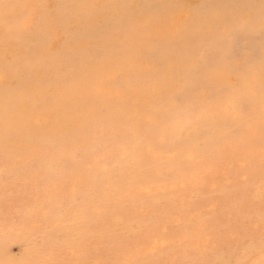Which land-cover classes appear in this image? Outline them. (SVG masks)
I'll use <instances>...</instances> for the list:
<instances>
[{
	"label": "rangeland",
	"instance_id": "1",
	"mask_svg": "<svg viewBox=\"0 0 264 264\" xmlns=\"http://www.w3.org/2000/svg\"><path fill=\"white\" fill-rule=\"evenodd\" d=\"M0 103V264L260 259L264 0H0Z\"/></svg>",
	"mask_w": 264,
	"mask_h": 264
},
{
	"label": "bare ground",
	"instance_id": "2",
	"mask_svg": "<svg viewBox=\"0 0 264 264\" xmlns=\"http://www.w3.org/2000/svg\"><path fill=\"white\" fill-rule=\"evenodd\" d=\"M106 64H107V63H106ZM159 82H160V81H159ZM91 85H92V84H91ZM99 85H100V84H99ZM99 85H98V86H99ZM90 87H91V86H90ZM99 87L101 88V86H99ZM78 88H79V87H78ZM88 88H89V87H88ZM88 88H87V89H88ZM100 88H99V89H100ZM59 89H60V88H59ZM66 89H67V88H66ZM73 89H75V88H73ZM159 89H160V88H158V90H159ZM155 90H157V89H155ZM166 90H167V89H166ZM17 91H18V90H17ZM63 91H64V90H63ZM84 91H85V90H84ZM103 91H104V90H103ZM108 91H109V90H108ZM147 91H148V90H147ZM57 92H58V91H57ZM81 92H82V91H81ZM106 92H107V91H106ZM157 92H158V91H157ZM73 93H74V92H73ZM102 93H103V92H102ZM129 93H130V92H129ZM155 93H156V91H155ZM155 93H154V94H155ZM12 94H13V92H12ZM100 94H101V93H100ZM105 94H106V93H105ZM110 94H111V93H110ZM116 94H118V93H116ZM10 95H11V94H10ZM63 95H64V94H63ZM149 95H150V94H149ZM94 96H95V95H94ZM139 96H140V95H139ZM74 97H75V96H74ZM90 97H91V96H90ZM117 97H119V96H117ZM143 97H146V96H143ZM152 97H153V96H152ZM7 98H8V96H7ZM78 98H80V97H78ZM150 98H151V97H150ZM154 98H155V97H154ZM3 99H4V98H3ZM10 99H11V98H10ZM100 99H101V98H100ZM5 100H7V99H5ZM73 100H74V99H73ZM76 100H78V99H76ZM145 100H146V99H144V102H145ZM150 100H151V99H150ZM7 101H8V100H7ZM153 101H154V100H153ZM43 102H44V101H43ZM149 102H151V101H149ZM6 103H7V102H6ZM8 103H9V101H8ZM0 104L2 105V103H0ZM21 104H22V102H21ZM24 104H25V102H24ZM103 104H105V103L103 102ZM152 104H153V103H152ZM27 105H28V104H27ZM135 105H137V104L135 103ZM3 106H4V105H3ZM3 106H2V107H3ZM18 106H19V104H18ZM20 107H21V106H20ZM24 107L26 108L27 106H24ZM63 107H64V106H63ZM101 107H102V105H101ZM106 107H107V106H106ZM109 107H110V106H109ZM130 107H131V106H130ZM132 107H133V106H132ZM136 107H137V106H136ZM25 108H24V109H25ZM34 108H35V107H34ZM104 108H105V107H104ZM104 108H103V109H104ZM58 109H59V108H58ZM129 109H130V108H129ZM100 110H101V109H100ZM100 110H99V111H100ZM110 110H111V109H110ZM137 110H138V109H137ZM137 110H136V111H137ZM36 111H37V110H36ZM85 111H86V110H85ZM95 111H96V110H95ZM114 111H115V110H114ZM21 112H22V111H21ZM90 112H91V111H90ZM100 112H103V111H100ZM130 112H131V111H130ZM133 112H134V111H133ZM137 112H138V111H137ZM16 113H18V112H16ZM70 113H71V112H70ZM72 113H73V112H72ZM86 113H87V112H86ZM98 113H99V112H98ZM104 113H105V112H104ZM153 113H154V112H153ZM1 114H2V113H1ZM42 114H43V113H42ZM94 114H97V113H94ZM133 114H135V113H132V115H133ZM136 114H137V113H136ZM141 114H142V113H141ZM143 114H144V113H143ZM12 115H13V113H12ZM14 115H15V114H14ZM43 115L45 116V114H43ZM83 115H84V114H83ZM91 115H92V114H91ZM139 115H140V114H139ZM151 115H152V114H151ZM44 116H43V117H44ZM101 116H102V115H101ZM152 116H153V115H152ZM47 117H48V116H47ZM49 117H50V116H49ZM71 117L74 118V116H71ZM89 117H90V116H89ZM94 117H95V116H94ZM129 117H130V116H129ZM140 117H141V116H140ZM142 117H143V116H142ZM44 118L46 119V117H44ZM106 118H107V117H106ZM134 118H135V117H134ZM137 118H138V117H137ZM47 119H48V118H47ZM69 119H70V118H69ZM69 119H68V120H69ZM135 119H136V118H135ZM144 119H145V118H144ZM97 120H98V119H97ZM175 120H176V119H175ZM175 120H174V123H175ZM63 121H64V120H63ZM132 121H133V120H132ZM148 121H149V120H148ZM167 121H168V120H167ZM66 122H67V121H66ZM99 122H100V121H99ZM56 123H57V122H56ZM63 123H64V122H63ZM70 123H71V122H70ZM145 123H147V122L145 121ZM148 123H149V122H148ZM152 123H153V122H152ZM152 123H149V124H152ZM158 123H159V122H158ZM97 124H98V123H97ZM175 124H176V123H175ZM182 124H183V123H182ZM65 125H66V124H65ZM63 126H64V125H63ZM66 126H67V125H66ZM70 126H71V124H70ZM82 126H83V125H82ZM128 126H129V124H128ZM131 126H132V125H131ZM136 126H137V125H136ZM170 126H171V125H170ZM175 126H176V125H175ZM64 127H65V126H64ZM64 127H63V128H64ZM100 127H101V126H100ZM133 127H135V126H133ZM162 127H163V126H162ZM63 128H62V129H63ZM86 128H87V127H86ZM96 128H97V127H96ZM114 128H115V127H114ZM129 128H130V127H129ZM182 128H183V127H182ZM98 129H99V128H98ZM102 129H104V128H102ZM113 130H114V129H113ZM135 130H136V129H135ZM164 130H165V129H164ZM164 130H163V131H164ZM175 130H176V129H175ZM181 130H182V129H181ZM56 131H57V129H56ZM63 131H64V129H63ZM70 131L72 132V130H70ZM114 131H115V130H114ZM139 131L141 132V130H139ZM176 131H178V130H176ZM250 131H251V130H250ZM43 132H44V131H43ZM45 132H47V131H45ZM54 132H55V131H54ZM81 132H82V131H81ZM85 132H86V131H85ZM88 132H89V131H88ZM98 132H100V131L98 130ZM103 132H104V131H103ZM109 132H110V131H109ZM158 132H159V131H158ZM5 133H6V132H5ZM100 133H102V132H100ZM135 133H138V129H137V132H135ZM144 133H145V132H144ZM150 133H151V132H150ZM163 133H164V132H163ZM173 133H174V135H176V134H175L176 132L173 131ZM0 134H2V133H0ZM66 134H67V133H66ZM97 134H98V133H97ZM108 134H109V133H108ZM116 134H117V133H116ZM116 134H115V135H116ZM146 134H147V133H146ZM153 134H155V133L153 132ZM153 134H151V135H153ZM42 135H44V134H42ZM53 135H54V134H53ZM62 135H63V134H62ZM94 135H95V134H94ZM99 135H100V134H99ZM117 135H118V134H117ZM120 135H121V134H120ZM120 135H119V136H120ZM134 135H136V134H134ZM138 135H139V133H138ZM142 135H143V134H142ZM142 135H141V137H142ZM149 135H150V134H149ZM174 135H172V136H174ZM66 136H67V135H66ZM88 136H89V135H88ZM128 136H129V135H128ZM155 136H156V135H154V137H155ZM11 137H12V136H11ZM13 137H14V136H13ZM91 137H92V135L89 136V138H91ZM95 137H96V136H95ZM111 137H112V136H111ZM116 137H117V136H116ZM134 137H135V136H134ZM134 137H133V138H134ZM138 137H139V136H138ZM0 138L3 139V137H1V136H0ZM40 138H41V137H40ZM83 138H84V137H83ZM96 138H97V137H96ZM118 138H119V137H118ZM118 138H117V139H118ZM155 138H156V137H155ZM10 139H12V138H10ZM31 139H33V138H31ZM49 139H50V138H49ZM92 139H93V138H92ZM92 139H91V141H92ZM112 139H113V138H112ZM137 139H138V138H136V140H137ZM145 139L148 140L147 138H144V141H145ZM160 139H161V138H160ZM59 140H60V139H59ZM66 140H67V139H66ZM76 140H78V139H76ZM79 140H80V139H79ZM79 140H78V141H79ZM85 140H87V139H85ZM99 140H100V139H99ZM122 140L125 141L124 139H122ZM142 140H143V139H142ZM158 140H159V139H158ZM163 140H164V139H163ZM2 141H3V140H2ZM42 141H43V140H42ZM116 141H117V140H116ZM134 141H135V140H134ZM134 141H133V142H134ZM19 142H20V141H19ZM28 142H29V141H28ZM30 142H31V141H30ZM39 142H40V141H39ZM69 142H70V141H69ZM71 142H72V141H71ZM85 142H87V141H85ZM92 142H93V141H92ZM94 142H95V141H94ZM97 142H98V140H97ZM110 142H111V141H110ZM119 142H120V140H119ZM147 142H148V141H147ZM162 142H163V141H162ZM7 143H8V142H7ZM17 143H18V142H17ZM17 143H16V144H17ZM21 143H22V142H21ZM61 143H62V142H61ZM83 143H84V142H83ZM88 143H89V142H88ZM120 143H121V142H120ZM142 143H143V142H142ZM155 143H156V142H155ZM43 144H44V142H43ZM54 144H55V143H54ZM102 144H103V143H102ZM123 144H125V142H124ZM151 144H152V143H151ZM163 144H164V143H163ZM163 144H162V146H163ZM247 144H248V143H247ZM36 145L38 146L39 144H36ZM72 145H73V144H72ZM75 145H76V144H75ZM90 145H91V144H90ZM115 145H116V144H115ZM121 145H122V144H121ZM9 146H10V144H9ZM21 146H22V145H21ZM23 146H24V145H23ZM27 146H28V143H27ZM56 146H57V145H56ZM58 146H59V145H58ZM95 146H96V145H95ZM134 146H135V145H134ZM152 146H153V145H152ZM152 146H151V148H152ZM13 147H14V146H13ZM16 147H17V146H16ZM40 147H41V146H40ZM73 147H74V146H73ZM121 147H122V146H121ZM156 147H157V145H156ZM159 147H160V146H159ZM239 147H240V146H238V148H239ZM46 148H47V147H46ZM75 148H76V147H75ZM75 148H73V149H75ZM77 148H79V147H77ZM84 148H87V147L85 146ZM89 148H90V147H89ZM115 148H116V147H115ZM122 148H123V147H122ZM122 148H121V149H122ZM138 148H139V147H138ZM240 148H241V147H240ZM91 149H94V148H91ZM123 149H124V148H123ZM125 149H126V148H125ZM128 149H129V148H128ZM154 149H155V148H154ZM43 150H45V149H43ZM99 150H100V149H99ZM109 150H110V149H109ZM114 150H115V149H114ZM119 150H120V149H119ZM132 150H133V149H132ZM212 150H213V149H212ZM55 151H56V150H55ZM60 151H61V149H60ZM65 151H66V150H65ZM65 151H64V152H65ZM70 151H71V150H70ZM70 151H69V152H70ZM219 151H220V150H219ZM235 151H236V150H235ZM48 152H49V150H48ZM91 152H93V150H92ZM103 152H104V151H103ZM124 152L127 153V151H124ZM228 152H230V151H228ZM34 153H35V152H34ZM44 153H45V152H44ZM46 153H47V152H46ZM52 153H54V152H52ZM65 153H66V152H65ZM107 153H108V152H107ZM231 153H233V152H232V149H231ZM235 153H236V152H235ZM86 154H87V153H86ZM127 154H128V153H127ZM206 154H207V153H206ZM16 155H18V154L16 153ZM16 155H14V156H16ZM40 155H41V154H40ZM49 155H51V154H49ZM49 155H48V156H49ZM97 155H98V154H97ZM107 155H109V154H107ZM123 155H124V154H123ZM218 155H219V154H218ZM45 156H46V155H45ZM90 156H92V155H90ZM94 156H95V155H94ZM109 156H110V155H109ZM112 156H113V155H112ZM140 156H141V155H140ZM231 156H232V155H231ZM11 157H13V156H11ZM19 157H20V156H19ZM46 157H47V156H46ZM49 157H51V156H49ZM52 157H53V155H52ZM57 157H58V156H57ZM92 157H93V156H92ZM107 157H108V156H107ZM123 157H124V156H123ZM132 157H133V156H132ZM132 157H131V158H132ZM148 157H149V155H148ZM205 157H206V156H205ZM214 157H215V156H214ZM214 157H213V159H214ZM224 157H225V156H224ZM68 158H69V156L67 157V159H68ZM120 158H121V157H120ZM129 158H130V157H129ZM137 158H138V157H137ZM139 158H140V157H139ZM144 158H145V157H144ZM195 158H196V157H195ZM222 158H223V157H222ZM43 159H44V158H43ZM69 159H70V158H69ZM82 159H83V158H82ZM87 159H88V157H87ZM99 159H100V157H99ZM123 159H124V158H123ZM193 159H194V158H193ZM213 159H211V160H213ZM218 159H219V158H218ZM218 159H217V160H218ZM223 159H224V158H223ZM57 160H58V159H57ZM89 160H90V159H89ZM132 160H133V158H132ZM132 160H131V161H132ZM135 160H136V158H135ZM140 160H141V159H140ZM149 160H150V159H149ZM162 160H163V159H162ZM209 160H210V159H209ZM27 161H28V160H27ZM46 161H47V159H46ZM119 161H120V160H119ZM136 161H138V160H136ZM157 161H158V160H157ZM191 161H193V160H191ZM191 161H190V162H191ZM196 161H197V160H196ZM224 161H225V160H224ZM44 162H45V161H44ZM72 162H73V161H72ZM94 162H95V158H94ZM102 162H103V161H102ZM151 162H152V161H151ZM168 162H169V161H168ZM172 162H173V161H172ZM179 162H180V161H179ZM214 162H215V161H214ZM221 162H222V161H221ZM164 163H166V162H164ZM180 163H181V162H180ZM186 163H187V162H186ZM199 163H200V162H199ZM228 163H229V161H228ZM230 163H231V162H230ZM14 164H15V163H14ZM27 164H28V163H27ZM51 164H53V163H51ZM106 164H107V163H106ZM166 164H167V163H166ZM196 164H197V162H196ZM15 165H16V164H15ZM46 165H47V164H46ZM46 165H45V166H46ZM48 165H49V164H48ZM134 165L136 166V164H134ZM226 165H227V164H226ZM50 166H51V165H50ZM52 166H53V165H52ZM82 166H83V165H82ZM106 166H107V165H106ZM106 166H105V167H106ZM179 166H180V165H179ZM13 167H15V166H13ZM46 167H47V166H46ZM105 167H104V168H105ZM150 167H151V166H150ZM150 167H149V168H150ZM190 167H191V166H190ZM23 168H24V167H23ZM100 168H102V167H100ZM151 168H152V167H151ZM172 168H173V167H172ZM192 168H193V167H192ZM41 169H42V168H41ZM54 169H56V168H54ZM54 169H53V170H54ZM82 169H83V168H82ZM102 169H103V168H102ZM134 169H135V168H134ZM136 169H138V172H139V169H140V168H136ZM237 169H238V168H237ZM38 170H39V169H38ZM42 170H43V169H42ZM45 170H46V169H45ZM97 170L99 171L98 168H97ZM143 170H144V169H143ZM145 170H146V168H145ZM145 170H144V171H145ZM175 170H176V169H175ZM182 170H183V169H182ZM182 170H181V171H182ZM185 170H186V168H185ZM227 170H228V169H227ZM20 171H21V170H20ZM49 171H50V169H49ZM57 171H58V170H57ZM100 171H102V170H100ZM173 171H174V170H173ZM177 171H178V169H177ZM177 171H175V172H177ZM33 172H34V170H33ZM178 172H179V171H178ZM36 173H37V172H36ZM36 173H35V174H36ZM48 173H49V172H48ZM54 173H55V172H54ZM141 173H142V170H141ZM141 173H140V174H141ZM144 173H145V172H144ZM147 173H148V172H147ZM179 173H180V172H179ZM38 174H39V173H38ZM51 174H52V172H51ZM96 174H97V172H96ZM98 174H99V172H98ZM137 174H138V173H137ZM140 174H139V175H140ZM180 174H181V173H180ZM185 174H186V173H185ZM226 174H227V173H226ZM24 175H25V174H24ZM42 175H43V173H42ZM49 175H50V174H49ZM57 175H58V173H57ZM63 175H64V174H63ZM85 175H86V174H85ZM146 175H147V174H146ZM174 175H175V174H174ZM174 175H173V176H174ZM176 175H177V174H176ZM176 175H175V176H176ZM178 175H179V174H178ZM178 175H177V176H178ZM34 176H36V175H34ZM61 176H62V175H61ZM81 176H82V175H81ZM81 176H80V177H81ZM141 176H142V175H141ZM141 176H139V178H140ZM144 176H145V175H144ZM26 177H27V176H26ZM31 177H32V176H31ZM45 177H46V176H45ZM75 177H76V176H75ZM145 177H146V176H145ZM18 178H19V177H18ZM20 178H21V177H20ZM20 178H19V179H20ZM32 178H33V177H32ZM34 178H35V177H34ZM37 178H38V177H37ZM42 178H43V177H42ZM60 178H61V177H60ZM65 178H66V177H65ZM71 178H72V177H71ZM84 178H85V177H84ZM95 178H96V176H95ZM141 178H142V177H141ZM141 178H140V181H142ZM28 179H29V178H28ZM45 179H46V178H45ZM67 179H68V177H67ZM93 179H94V178H93ZM20 180H21V179H20ZM30 180H31V179H30ZM48 180H50V179H48ZM34 181H35V179H34ZM45 181H46V180H45ZM53 181H54V180H53ZM61 181H63V180H61ZM254 181H255V180H254ZM28 182H29V181H28ZM55 182H56V181H55ZM55 182H53V183H55ZM89 182H90V181H89ZM96 182H97V181H96ZM4 183H6V182H4ZM10 183H11V181H10ZM10 183H9V184H10ZM16 183H17V182H16ZM69 183H70V182H69ZM256 183H257V182H256ZM7 184H8V183H7ZM17 184H18V183H17ZM20 184H21V183H20ZM29 184H30V183H29ZM34 184H35V183H34ZM44 184H45V183H44ZM48 184H49V182H48ZM75 184H76V183H75ZM77 184H78V183H77ZM84 184H85V182H84ZM88 184H90V183H88ZM88 184H85V185H88ZM93 184H94V183H93ZM115 184H117V183H115ZM121 184H122V183H121ZM11 185H13V183H12ZM27 185H28V184H27ZM27 185H26V186H27ZM36 185H37V184H35V186H36ZM49 185H52V183L49 184ZM112 185H113V184H112ZM119 185H120V184H119ZM254 185H255V184H254ZM9 186H10V185H9ZM21 186H22V185H21ZM39 186H40V184H39ZM39 186H38V187H39ZM72 186H73V185H72ZM89 186H90V185H89ZM250 186H251V185H250ZM5 187H8V186H5ZM54 187H55V185H54ZM92 187H93V186H92ZM117 187H118V186H117ZM120 187H121V185H120ZM120 187H119V188H120ZM25 188H27V187H25ZM72 188H73V187H72ZM78 188H79V186H78ZM85 188H86V187L84 186L83 189H85ZM87 188H90V187H87ZM106 188H107V187H106ZM30 189H31V188H30ZM32 189H33V188H32ZM54 189H55V188H54ZM57 189H61V188H58V187H57ZM57 189H56V190H57ZM75 189H77L76 186H75ZM100 189H101V188H100ZM104 189H105V188H104ZM231 189H232V188H231ZM1 190H2V189H1ZM1 190H0V191H1ZM3 190H4V189H3ZM24 190H25V189H24ZM50 190H51V189H50ZM52 190H53V188H52ZM73 190H74V189H73ZM86 190H87V189H86ZM92 190H93V189H92ZM110 190H111V189H110ZM119 190H120V189H119ZM119 190H118V191H119ZM123 190H124V189H123ZM15 191H16V190H15ZM27 191H28V190H27ZM32 191H33V193L35 192L34 189H33ZM36 191H37V190H36ZM41 191H42V190H41ZM43 191H44V190H43ZM61 191H62V190H61ZM81 191H83V190H81ZM87 191H88V190H87ZM87 191H85V192H87ZM98 191H99V190H98ZM98 191H97V192H98ZM118 191H117V192H118ZM204 191H205V190H204ZM206 191H207V190H206ZM222 191H223V190H222ZM224 191H225V189H224ZM2 192H3V191H2ZM5 192H7V191H5ZM22 192H24V191L22 190ZM52 192H53V191H52ZM55 192H56V191H55ZM73 192H74V191H73ZM97 192H96V194H97ZM108 192H109V191H108ZM228 192H229V191H228ZM230 192H231V190H230ZM232 192H233V191H232ZM247 192H249V191H247ZM0 193H1V192H0ZM58 193H60V192H58ZM58 193H57V194H58ZM83 193H84V192H83ZM104 193H105V191H104ZM104 193H103V194H104ZM121 193H123V192H121ZM125 193H126V192H125ZM170 193H172V192L170 191ZM190 193H191V192H190ZM257 193H258V192H257ZM6 194H7V193H6ZM22 194H23V193H22ZM27 194H28V193H26V197L28 196ZM55 194H56V193H55ZM103 194H102V195H103ZM107 194H108V193H107ZM119 194H120V193H119ZM132 194H133V193H132ZM2 195H3V194H2ZM20 195H21V194H20ZM32 195H33V194H32ZM52 195H54V194H51V196H52ZM67 195H68V194H67ZM70 195H71V194H70ZM112 195H113V194H111V196H112ZM129 195H130V194H129ZM129 195H128V196H129ZM133 195H134V194H133ZM166 195H167V194H166ZM210 195L212 196V194H210ZM250 195H251V194H250ZM0 196H1V195H0ZM29 196H30V195H29ZM54 196H55V195H54ZM71 196H72V195H71ZM91 196H92V195H91ZM121 196H122V195H121ZM170 196H171V195H170ZM213 196H215V195H213ZM223 196H225V194H224ZM10 197H11V196H10ZM24 197H25V196H23V198H24ZM32 197H33V196H32ZM63 197H64V196H63ZM65 197H66V196H65ZM114 197H115V196H114ZM129 197H130V196H129ZM184 197H185V196H184ZM253 197H254V196H253ZM260 197H261V195H260ZM13 198H14V197H13ZM41 198H42V197H41ZM60 198H62V197H60ZM67 198H69V197H67ZM86 198H87V197H86ZM91 198H92V197H91ZM103 198H105V197H103ZM103 198H102V199H103ZM108 198H109V197H108ZM110 198H111V197H110ZM133 198H134V197H133ZM206 198H208V197L206 196ZM221 198H222V197H221ZM9 199H10V198H9ZM19 199H20V198H19ZM24 199H25V198H24ZM39 199H40V198H39ZM57 199H58V198H57ZM83 199H84V198H83ZM134 199H136V198H134ZM172 199H173V198H172ZM223 199H224V198H223ZM33 200H34V199H33ZM41 200H43V199H41ZM108 200H109V199H108ZM112 200H113V197H112ZM146 200H148V199H146ZM17 201H18V200H17ZM22 201H23V200H22ZM36 201H37V200H36ZM135 201H136V200H135ZM135 201H134V202H135ZM159 201H160V200H159ZM226 201H227V200H226ZM228 201H230V200H228ZM13 202H14V201H13ZM27 202H28V200H27ZM41 202H42V201H41ZM142 202H143V201H142ZM146 202H147V201H146ZM170 202H172V201H170ZM0 203H1V202H0ZM7 203H8V201H7ZM7 203H6V204H7ZM11 203H12V202H11ZM150 203H151V202H150ZM150 203H149V204H150ZM173 203H174V202H173ZM25 204H27V203H25ZM42 204H43V203H42ZM89 204H90V203H89ZM99 204H100V203H99ZM112 204H113V203H112ZM137 204H139V203H137ZM144 204H145V203H144ZM156 204H159V203H156ZM170 204H172V203H170ZM170 204H167V205H170ZM194 204H195V201H194ZM223 204H224V202H223ZM227 204H228V203H227ZM230 204H231V203H229V205H230ZM2 205H3V204H2ZM8 205H9V204H8ZM8 205H7V206H8ZM34 205H35V204H34ZM105 205H106V204H105ZM126 205H127V204H126ZM147 205H148V204H147ZM196 205H197V204H196ZM224 205H225V204H224ZM12 206H13V205H12ZM87 206H88V204H87ZM87 206H86V207H87ZM91 206H92V205H91ZM96 206H98V205H96ZM149 206H150V205H149ZM160 206H161V205H160ZM174 206H175V205H174ZM102 207H104V206H102ZM105 207H107V205H106ZM152 207L154 208V206H152ZM158 207H159V206H158ZM170 207H171V206H170ZM170 207H169V208H170ZM198 207H199V206H198ZM225 207H226V206H225ZM3 208H4V207H3ZM3 208H2V209H3ZM24 208H25V207H24ZM24 208H23V209H24ZM93 208H94V205H93ZM150 208H151V207H150ZM156 208H157V206H156ZM218 208H219V207H218ZM19 209H20V208H19ZM25 209H26V208H25ZM36 209H38V208H36ZM91 209H92V208H91ZM94 209H96V208H94ZM94 209H92V210L94 211ZM119 209H120V208H119ZM151 209H152V208H151ZM154 209H155V208H154ZM160 209H161V208H160ZM9 210H10V207H9ZM27 210H28V209H27ZM38 210H39V209H38ZM169 210H170V209H169ZM215 210H217V209H215ZM2 211H3V210H2ZM33 211H34V210H33ZM116 211H117V210H116ZM157 211H158V210H157ZM0 212H1V211H0ZM35 212H36V211H35ZM82 212H83V211H82ZM106 212H107V211H106ZM111 212H113V211L111 210ZM216 212H217V211H216ZM9 213H10V212H9ZM22 213H23V212H22ZM25 213H26V212H25ZM37 213H38V212H37ZM39 213H40V212H39ZM85 213H86V212H85ZM88 213H89V212H88ZM92 213H93V212H92ZM94 213H96V212H94ZM107 213H108V212H107ZM109 213H110V212H109ZM121 213H122V212H121ZM130 213H131V212H130ZM28 214H29V212H28ZM97 214H98V213H97ZM99 214H100V213H99ZM102 214H103V213H102ZM105 214H106V213H105ZM144 214H145V213H144ZM155 214H156V213H155ZM204 214H205V213H204ZM5 215H6V214H4V216H5ZM31 215H32V214H31ZM82 215H83V214H82ZM107 215H108V214H107ZM118 215H120V214H118ZM124 215H125V214H124ZM167 215H168V214H167ZM167 215H166V216H167ZM199 215H200V214H199ZM224 215H225V214H224ZM33 216H34V215H33ZM33 216H32V217H33ZM36 216H37V215H36ZM41 216H42V215H41ZM87 216H88V214H87ZM111 216H113V215H111ZM122 216H123V215H122ZM196 216H197V215H196ZM8 217H9V216H8ZM28 217H29V216H28ZM34 217H35V216H34ZM82 217H83V216H82ZM105 217H106V216H105ZM114 217H115V216H114ZM161 217H162V216H161ZM190 217H191V215H190ZM205 217H206V216H204V218H205ZM207 217H208V216H207ZM4 218H5V217H4ZM6 218H7V217H6ZM25 218H26V217H25ZM126 218H127V217H126ZM142 218H144V217H142ZM198 218H199V217H198ZM13 219H14V218H13ZM19 219H20V218H19ZM33 219H34V218H33ZM82 219H83V218H82ZM86 219H87V218H86ZM104 219H105V218H104ZM104 219H103V222H104ZM110 219H111V218H110ZM114 219H115V218H114ZM161 219H162V218H161ZM167 219H168V218H167ZM199 219H202V218H199ZM199 219H197V220H199ZM2 220H3V219H2ZM6 220H7V219H6ZM28 220H29V218H28ZM34 220H35V219H34ZM34 220H33V221H34ZM88 220H89V217H88ZM137 220H138V219H137ZM146 220H148V219H146ZM163 220H164V219H163ZM0 221H1V220H0ZM8 221H9V220H8ZM10 221H11V220H10ZM101 221H102V220H101ZM150 221H151V220H150ZM166 221H167V220H166ZM189 221H190V220H189ZM191 221H192V220H191ZM193 221H194V220H193ZM21 222H22V221H21ZM28 222H29V221H28ZM34 222H35V221H34ZM85 222H86V221H85ZM93 222H94V220H93ZM93 222H92V223H93ZM105 222H106V221H105ZM146 222H147V221H146ZM187 222H188V221H187ZM187 222H186V223H187ZM195 222H196V221H195ZM224 222H225V221H224ZM19 223H20V222H19ZM25 223H26V222H25ZM30 223H31V222H30ZM97 223H98V222H97ZM101 223H102V222H101ZM122 223H123V222H122ZM143 223H144V222H143ZM163 223H164V222H163ZM184 223H185V222H184ZM254 223H255V222H254ZM7 224H8V223H7ZM9 224H10V223H9ZM26 224H27V223H26ZM36 224H37V222H36ZM145 224H147V223H145ZM153 224H154V223H153ZM157 224H158V223H157ZM173 224H174V223H173ZM187 224H188V223H187ZM191 224H192V223H191ZM220 224H222V223H220ZM257 224H258V223H257ZM37 225L39 226L40 224L38 223ZM87 225H90V224L87 223ZM179 225H180V224H179ZM19 226H20V225H19ZM22 226H23V225H21V227H22ZM40 226H41V225H40ZM145 226H146V225H145ZM177 226H178V225H177ZM180 226H181V225H180ZM216 226H217V225H216ZM1 227H2V225H1ZM26 227H27V226H26ZM213 227H214V226H213ZM218 227H219V226H218ZM256 227H257V226H256ZM7 228H8V227H7ZM15 228H16V227H15ZM27 228H28V227H27ZM178 228H179V227H178ZM4 229H5V228H4ZM23 229H24V228H23ZM28 229H29V228H28ZM68 229H69V228H68ZM124 229H126V228H124ZM143 229H144V227H143ZM150 229H151V228H150ZM174 229H175V228H174ZM176 229H177V228H176ZM5 230H6V229H5ZM12 230H13V229H12ZM16 230H18V228H17ZM208 230H209V229H208ZM13 231H14V230H13ZM20 231H21V230H20ZM23 231H24V230H23ZM4 232H5V231H4ZM17 232H18V231H17ZM161 233H162V232H161ZM166 233H167V230H166ZM6 234H7V233H6ZM13 234H15V233H13ZM17 234H18V233H17ZM85 234H86V233H85ZM8 235H9V234H8ZM10 235H11V234H10ZM10 235H9V236H10ZM101 239H102V238H101ZM238 239H239V238H238ZM123 240H124V239H123ZM259 240H260V239H259ZM98 241H99V240H98ZM117 241H118V240H117ZM243 241H244V240H243ZM243 241H242V242H243ZM251 241H252V240H251ZM255 241H256V240H255ZM261 241H262V240H261ZM153 242H154V241H153ZM117 243H119V241H118ZM230 244H231V243H230ZM64 245H68V243H67V244H64ZM239 245H240V244H239ZM249 245H250V244H249ZM154 246H155V245H154ZM48 247H49V246H48ZM54 247H55V246H54ZM114 247H115V246H114ZM213 247H214V246H213ZM223 247H224V246L222 245V248H223ZM238 247H239V246H238ZM240 247H241V246H240ZM247 247H248V245H247ZM49 248H50V247H49ZM171 248H172V246H171ZM173 248H174V247H173ZM224 248H225V247H224ZM52 249H53V248H52ZM168 249H169V248H168ZM35 250H36V249H35ZM35 250H34V253H35ZM166 250H167V249H166ZM215 250H216V249H215ZM152 251H153V250H152ZM158 251H159V250H158ZM164 251H165V250H164ZM219 251H220V250H219ZM219 251H218V252H219ZM31 252H32V250H31ZM71 252H72V251H71ZM79 252H80V251H79ZM167 252H168V250H167ZM188 252H190V251H188ZM220 252H221V251H220ZM238 252H239V251H238ZM154 253H155V252H154ZM163 253H164V252H163ZM209 253H211V252H209ZM212 253H213V252H212ZM29 254H30V253H29ZM164 254H165V253H164ZM195 254H197V252H196ZM206 254H208V252H207ZM34 255H35V254H34ZM190 255H191V254H190ZM27 256H28V255H27ZM35 256H36V255H35ZM37 256H38V255H37ZM149 256H150V255H149ZM149 256H148V258H150ZM153 256H154V255H153ZM156 256H158V255H156ZM174 256H175V255H174ZM187 256H188V254H187ZM199 256H200V255H199ZM183 257H184V256H183ZM192 257H193V256H192ZM196 257H197V255H196ZM212 257H213V256H212ZM27 258H28V257H27ZM193 258H194V257H193ZM204 258H205V257H204ZM28 259H29V258H28ZM35 259H36V257H35ZM145 259H146V258H144V260H145ZM155 259H156V257H155ZM187 259H188V258H187ZM22 260H23V259H22ZM22 260H21V261H22ZM156 260H157V259H156ZM175 260H176V259H175ZM193 260H194V259H193ZM202 260H204V259H202ZM216 260H217V259H216ZM26 261H27V260H26ZM36 261H38V260H36ZM22 262H23V261H22ZM34 262H35V261H34ZM176 262H177V261H176ZM233 262H234V261H233ZM210 263H211V262H210Z\"/></svg>",
	"mask_w": 264,
	"mask_h": 264
},
{
	"label": "snow or ice",
	"instance_id": "3",
	"mask_svg": "<svg viewBox=\"0 0 264 264\" xmlns=\"http://www.w3.org/2000/svg\"><path fill=\"white\" fill-rule=\"evenodd\" d=\"M3 7L7 9L8 7H10V5L4 4ZM26 7H28V6H26ZM31 7L32 8H39V7H43V6L42 5H34ZM34 22H35V19H34L33 12L31 10H26L23 13L21 20H20L21 30H23L27 27H31V25ZM217 71H219L222 74H226L228 70L226 68H220V69H217ZM248 86H249V83L247 81L238 85V87H240V88H245ZM235 107L236 106L233 102V98L230 94H225L215 104V108L218 109L219 113L222 115H225V116H233L235 114ZM243 264H264V249L261 250L259 260H249V261L243 262Z\"/></svg>",
	"mask_w": 264,
	"mask_h": 264
}]
</instances>
